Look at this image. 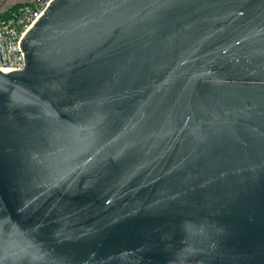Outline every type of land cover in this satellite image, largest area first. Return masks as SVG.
Returning a JSON list of instances; mask_svg holds the SVG:
<instances>
[{
  "label": "water",
  "instance_id": "1",
  "mask_svg": "<svg viewBox=\"0 0 264 264\" xmlns=\"http://www.w3.org/2000/svg\"><path fill=\"white\" fill-rule=\"evenodd\" d=\"M0 70V264H264V0H50Z\"/></svg>",
  "mask_w": 264,
  "mask_h": 264
},
{
  "label": "built area",
  "instance_id": "2",
  "mask_svg": "<svg viewBox=\"0 0 264 264\" xmlns=\"http://www.w3.org/2000/svg\"><path fill=\"white\" fill-rule=\"evenodd\" d=\"M50 0H29L15 5L0 0V70L7 72L24 66L19 41Z\"/></svg>",
  "mask_w": 264,
  "mask_h": 264
},
{
  "label": "trees",
  "instance_id": "3",
  "mask_svg": "<svg viewBox=\"0 0 264 264\" xmlns=\"http://www.w3.org/2000/svg\"><path fill=\"white\" fill-rule=\"evenodd\" d=\"M29 0H18L16 2L13 3V5L17 4V3H20V2H28Z\"/></svg>",
  "mask_w": 264,
  "mask_h": 264
},
{
  "label": "flooded vegetation",
  "instance_id": "4",
  "mask_svg": "<svg viewBox=\"0 0 264 264\" xmlns=\"http://www.w3.org/2000/svg\"><path fill=\"white\" fill-rule=\"evenodd\" d=\"M5 1H6V0H5ZM7 1H8V0H7ZM16 1H18V0H14V1H13V0H9V2H13V3L16 2ZM8 4H9V3H6V2H5V3H3L2 5H8ZM11 4H12V3H11Z\"/></svg>",
  "mask_w": 264,
  "mask_h": 264
},
{
  "label": "crops",
  "instance_id": "5",
  "mask_svg": "<svg viewBox=\"0 0 264 264\" xmlns=\"http://www.w3.org/2000/svg\"><path fill=\"white\" fill-rule=\"evenodd\" d=\"M4 1H5V0H4ZM5 2H6V3H9V4L13 3V2H9V0H8V1L6 0Z\"/></svg>",
  "mask_w": 264,
  "mask_h": 264
},
{
  "label": "rangeland",
  "instance_id": "6",
  "mask_svg": "<svg viewBox=\"0 0 264 264\" xmlns=\"http://www.w3.org/2000/svg\"><path fill=\"white\" fill-rule=\"evenodd\" d=\"M14 1V0H13Z\"/></svg>",
  "mask_w": 264,
  "mask_h": 264
}]
</instances>
